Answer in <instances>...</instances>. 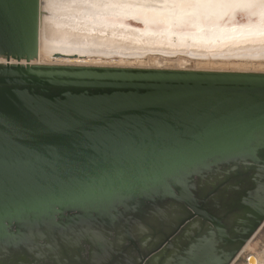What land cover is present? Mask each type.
Returning <instances> with one entry per match:
<instances>
[{"label":"water","instance_id":"95a60500","mask_svg":"<svg viewBox=\"0 0 264 264\" xmlns=\"http://www.w3.org/2000/svg\"><path fill=\"white\" fill-rule=\"evenodd\" d=\"M40 15L0 0V264H231L264 223V73L36 65Z\"/></svg>","mask_w":264,"mask_h":264},{"label":"bare ground","instance_id":"6f19581e","mask_svg":"<svg viewBox=\"0 0 264 264\" xmlns=\"http://www.w3.org/2000/svg\"><path fill=\"white\" fill-rule=\"evenodd\" d=\"M260 1L220 0L222 5H192L173 0H41L40 50L33 64L56 59L59 65H73L75 60L84 62L90 53L202 59L264 56L263 27L231 25L217 34L202 26V19L233 20L237 13L250 10ZM83 62L79 65L99 67ZM250 264H256L254 258Z\"/></svg>","mask_w":264,"mask_h":264},{"label":"rangeland","instance_id":"374dc122","mask_svg":"<svg viewBox=\"0 0 264 264\" xmlns=\"http://www.w3.org/2000/svg\"><path fill=\"white\" fill-rule=\"evenodd\" d=\"M119 55L121 56L115 57L104 53H90L85 58L84 62L99 67L103 65L104 67L112 68L137 67L138 69H141V67H144L143 69L264 73V56L262 55H255L254 57L256 58L242 55L236 57H209L206 59L188 55L171 56L147 54L145 56V54H143L135 56L120 53ZM40 61L41 60H38L37 64L39 63L43 65L44 63V65H50L49 61H51L54 65L56 64L55 66H80L79 63L83 62L75 60L71 62L73 65H59V62L56 59H44L42 60V63ZM83 65L84 64L81 66ZM251 258L255 259L256 264H264V223L231 264H250Z\"/></svg>","mask_w":264,"mask_h":264},{"label":"snow or ice","instance_id":"6c2138e0","mask_svg":"<svg viewBox=\"0 0 264 264\" xmlns=\"http://www.w3.org/2000/svg\"><path fill=\"white\" fill-rule=\"evenodd\" d=\"M174 3L178 2L181 4H192V5H200V4H212L215 2V0H173ZM114 147L119 151L123 150V148L127 147V143L121 141L119 138H116ZM90 193L87 191L82 193L80 196L76 197L73 202L75 203H81L86 201V199L89 197Z\"/></svg>","mask_w":264,"mask_h":264}]
</instances>
